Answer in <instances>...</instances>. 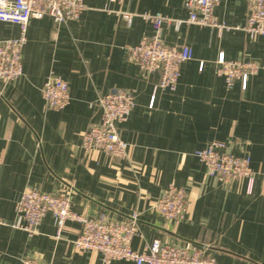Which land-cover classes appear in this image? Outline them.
I'll list each match as a JSON object with an SVG mask.
<instances>
[{
  "label": "crops",
  "instance_id": "1",
  "mask_svg": "<svg viewBox=\"0 0 264 264\" xmlns=\"http://www.w3.org/2000/svg\"><path fill=\"white\" fill-rule=\"evenodd\" d=\"M83 1L79 18L57 27L48 17L32 19L22 76L0 82V218L14 222L15 204L26 188L61 193L70 196L72 212L88 218L127 222L137 213L133 250L142 252L159 240L176 247L206 246L217 264H264V37L251 39L242 31L248 0H221L214 17L229 30L220 37L186 23V0ZM144 13L172 21L162 27L165 45L192 50L174 92H153L159 74L147 78L128 60L127 49L152 34ZM174 22L180 23L177 28ZM18 33L16 25L0 22V41ZM220 55L258 65L245 90L240 82L227 89L217 74ZM50 76L68 84L70 104L63 110L45 106L41 89ZM118 90L135 99L128 120L118 127L127 157L85 153L83 133L100 121L97 99ZM212 141L224 143L230 155L250 158V191L246 181L225 184L207 175L194 152ZM170 185L188 197L187 213L178 223L152 209ZM79 228L68 221L56 239L51 215L31 237L2 225L0 264H22L25 258L103 264L98 253L74 251Z\"/></svg>",
  "mask_w": 264,
  "mask_h": 264
},
{
  "label": "built area",
  "instance_id": "2",
  "mask_svg": "<svg viewBox=\"0 0 264 264\" xmlns=\"http://www.w3.org/2000/svg\"><path fill=\"white\" fill-rule=\"evenodd\" d=\"M220 2L221 0H186V23L208 27L220 37L225 30H229L214 17V10ZM84 10L83 0H0V22L16 25L19 30L16 38L0 41V82L7 85L22 76V50L32 19L48 17L57 27L78 19ZM141 16L153 31L136 46L127 49L128 60L147 78L152 74H159V81L152 85L153 92H174L179 84L181 65L193 58L192 50L187 46H167L163 43L162 27L172 21L159 13H144ZM131 17L123 14L128 22ZM173 24L177 28L180 23ZM242 31L251 39L264 37V0H248L246 22ZM217 63V74L223 77L227 89H231L235 82H240L242 90H245L249 78L259 69L258 65L250 62L225 61L222 55ZM41 95L49 110L60 111L70 104L68 84L60 77H48L41 89ZM96 104L100 109V121L83 133L81 148L87 154L99 152L111 159H125L128 145L120 138L118 127L128 120L135 106L134 96L129 91H113L99 97ZM225 149L224 143L212 141L204 149L195 151L194 156L204 165L209 177L225 184L246 181L250 191L254 179L250 158L230 155ZM2 165L0 158V169ZM187 208L188 197L185 191L170 185L152 209L165 220L178 223L184 219ZM46 215H51L54 219L56 239L60 237L66 222L78 223L80 228L73 242L74 251L98 253L103 264L119 260L133 264H217L207 255L206 246L176 247L154 240L142 252L133 250L131 242L134 237L139 236L137 213L127 222L88 218L72 212L70 196L61 193L49 194L30 188L24 189L15 204L14 222L9 225L0 218V226L8 225L31 237ZM22 264L47 263L36 258H25Z\"/></svg>",
  "mask_w": 264,
  "mask_h": 264
}]
</instances>
